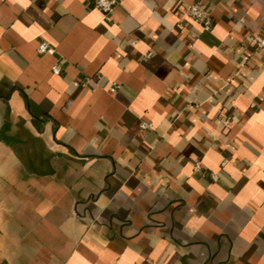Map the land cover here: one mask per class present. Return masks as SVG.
<instances>
[{"label": "crops", "instance_id": "obj_1", "mask_svg": "<svg viewBox=\"0 0 264 264\" xmlns=\"http://www.w3.org/2000/svg\"><path fill=\"white\" fill-rule=\"evenodd\" d=\"M263 30L264 0H0V264H264Z\"/></svg>", "mask_w": 264, "mask_h": 264}, {"label": "built area", "instance_id": "obj_2", "mask_svg": "<svg viewBox=\"0 0 264 264\" xmlns=\"http://www.w3.org/2000/svg\"><path fill=\"white\" fill-rule=\"evenodd\" d=\"M37 1V0H32ZM46 1V0H40ZM118 5V0H93V7L105 15L110 14L114 8ZM184 15L189 18L191 21L199 24L203 30H209L212 25V18L204 10L200 2H195L184 7ZM250 43L256 51L264 52V30L260 33H250L248 35ZM38 54H53V49L46 43L40 42L37 46ZM61 71L60 64H56L52 67L53 74L58 75ZM118 87V84L112 83L110 89H115ZM230 118L227 117L224 119L223 124L228 125ZM150 126L143 124L142 128H149ZM216 179V176H212Z\"/></svg>", "mask_w": 264, "mask_h": 264}, {"label": "trees", "instance_id": "obj_3", "mask_svg": "<svg viewBox=\"0 0 264 264\" xmlns=\"http://www.w3.org/2000/svg\"><path fill=\"white\" fill-rule=\"evenodd\" d=\"M0 136H1V133H0Z\"/></svg>", "mask_w": 264, "mask_h": 264}]
</instances>
